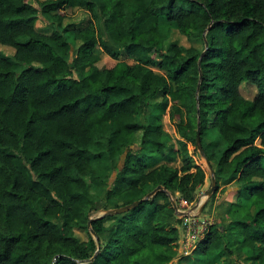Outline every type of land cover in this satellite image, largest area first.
Segmentation results:
<instances>
[{
    "label": "trees",
    "instance_id": "obj_1",
    "mask_svg": "<svg viewBox=\"0 0 264 264\" xmlns=\"http://www.w3.org/2000/svg\"><path fill=\"white\" fill-rule=\"evenodd\" d=\"M67 9L87 12L86 25L65 29ZM39 19L48 34L35 29ZM93 21L130 63L103 45ZM161 23L199 38L201 48L164 45ZM0 46L13 50L0 53V264L174 258L179 220L164 192L86 225L103 203L127 205L156 186L190 203L203 183L185 144L165 151L158 112L149 108L167 110L177 136L192 146L197 111L213 192L218 183L238 186L228 225L208 226L188 264L233 252L264 264V0H0ZM97 46L112 67H95ZM242 83L255 88L252 99L239 94ZM208 132L219 143L204 144ZM179 157L181 166H171ZM89 229L96 242L89 233L84 241L75 236Z\"/></svg>",
    "mask_w": 264,
    "mask_h": 264
},
{
    "label": "rangeland",
    "instance_id": "obj_2",
    "mask_svg": "<svg viewBox=\"0 0 264 264\" xmlns=\"http://www.w3.org/2000/svg\"><path fill=\"white\" fill-rule=\"evenodd\" d=\"M31 2L34 1H43V0H29ZM65 13V19L62 22V26L65 29H74V28H81L86 25L87 20L89 19V16L87 12L83 10L78 9H67L64 11ZM92 28L97 32V35L99 37V40L103 43V45L112 51L113 53H116L118 58V61L125 60L127 63H130V60L125 59L124 53L121 50H118L116 47V44L111 42L108 37L103 32L101 25L99 22L93 21ZM161 35L164 36V45L166 44H176L179 47L183 48H195L199 50L201 48L200 39H188L185 36L179 34L177 30L174 28L173 24L171 23H161ZM168 28V30H167ZM35 29L43 34H48L51 30V28L46 25L41 19L37 20L35 23ZM167 30V32H166ZM13 50L11 48H7L4 46H0V53H2L5 56H10L12 54ZM94 52L99 55V61L95 64V67L99 70L110 68L114 65L115 60L109 58L107 55H105L102 52V49L100 47H95ZM22 68V67H21ZM239 94L241 97L245 100H250L255 94V88L247 83H242L239 86ZM160 94L158 93L155 97H153L150 100V104L158 103L160 101ZM153 106V105H152ZM151 106V107H152ZM147 112L157 113V116L160 119L161 127H162V136L163 139H166L165 142V151L174 149L178 150L180 144L186 145L187 150V160L190 164L196 165L200 167L204 173V180L203 183L200 186H197L194 194H193V201L190 203H186L184 201L179 200V195L177 193H174L173 196L168 197V200H173V202L176 205L177 211L180 213H183L182 216L175 217L179 220V224H174L175 227L178 230V238L177 241L174 244V251L175 256L174 258L168 263V264H188L191 262V254L194 253L195 249H193L195 243H192L188 241V238L191 236V231L188 229H182L181 225L183 226V222H191L194 220H204L207 223V226L216 225L222 229V227H226L228 225L229 219L225 216L227 212V206L229 204H233L235 202L236 198V189L237 184L232 183L229 185H226L223 187L220 183H218V188L215 190V192H212L213 197L211 195L209 198L206 199L205 203L201 207L200 212L198 213L197 207L201 204L205 197V193L208 190L210 186V180H209V171L204 163L203 160L198 156L197 150L195 148V145L192 146L189 143H185L184 140H182L174 130V125L172 121L168 120L167 117V110L165 111H158L157 109L154 110V108H149ZM140 133H136L134 135V145L137 146L139 143V137ZM217 141L219 143V136L216 132H208L204 138V144ZM219 145H217L218 147ZM181 157L177 158L171 166L175 168H179L181 166ZM264 163V160H263ZM211 169H214V164H209ZM110 181L106 183L107 185L110 184ZM85 182L87 184H90L91 181L86 178ZM94 184V183H93ZM106 184L102 185V190H105ZM100 198L102 199L103 192L100 193ZM159 204L162 203V201H157ZM104 207L102 209H97L95 211H92L89 213V218H95L99 215H101L105 210H110L114 208H118L122 205V202H116L115 204H105L103 203ZM116 206V207H115ZM191 206H196L195 209L190 210ZM105 208V209H104ZM250 212H253V209L249 208ZM124 214V213H122ZM121 215V214H118ZM118 215H113V217ZM106 217V216H105ZM111 217V216H108ZM75 236L81 240L84 241L87 238V234L89 233L87 231H74ZM106 235H102L101 239L102 242L104 240ZM187 240V244H186ZM223 241L226 244V237L223 238ZM184 247L186 250L184 251ZM186 252V253H185ZM185 253V255H183ZM247 256V253H232L231 255L222 254L219 258L215 257V255H204L202 259H197L198 261L195 262L196 264H248V262L245 261V258ZM194 263V262H193Z\"/></svg>",
    "mask_w": 264,
    "mask_h": 264
},
{
    "label": "water",
    "instance_id": "obj_3",
    "mask_svg": "<svg viewBox=\"0 0 264 264\" xmlns=\"http://www.w3.org/2000/svg\"><path fill=\"white\" fill-rule=\"evenodd\" d=\"M207 31V29L202 33V41H203V51L201 52L200 55H202V53L206 50L207 48V43L205 41V32ZM199 80H200V73H198V82L196 84V91H197V88H198V84H199ZM194 145H195V148L197 150V153H198V156L201 158V160L204 161L208 171H209V180H210V186L208 188V190L206 191L205 193V197L203 199V201L201 202V204L199 205V207H197V211L198 213L200 212L201 210V207L203 206V204L205 203L206 199L209 198V196L211 195V193L214 191V188H215V179H214V174H213V170L211 169L208 161L206 160L205 158V155L203 154L202 152V149H201V145H200V140H199V124H198V117H197V111H196V129H195V141H194ZM164 192L166 194V196L169 197V194L161 187V186H156L154 189H152L150 192H148L147 194H145V196L139 200H136L130 204H127V205H123V206H120L118 208H114V209H110V210H105L101 215L95 217V218H88V221L86 223L87 227L89 228V222L93 219H96V218H100L102 216H113V215H118V214H122V213H125L133 208H135L137 205H139L140 203L142 202H145L147 201L148 199H150L156 192ZM170 201V206L173 210V213L175 215V217L177 216H182L183 213H180L177 211V208H176V205L175 203L173 202V200H169ZM196 206H191L190 207V210H193L195 209ZM90 236L92 237V239L96 242V238H95V235L94 233L89 229L88 230ZM98 251V246L96 247V250L95 252L93 253V255L91 256V258H89L88 260H86V263L87 262H91L95 256V254L97 253Z\"/></svg>",
    "mask_w": 264,
    "mask_h": 264
},
{
    "label": "built area",
    "instance_id": "obj_4",
    "mask_svg": "<svg viewBox=\"0 0 264 264\" xmlns=\"http://www.w3.org/2000/svg\"><path fill=\"white\" fill-rule=\"evenodd\" d=\"M182 229L191 231V236L188 238V241L195 243L193 249L196 248V245L204 238L208 226L204 220H194L191 222H183V226L181 225ZM187 244V240H186ZM186 248L184 247V251ZM186 253V252H185ZM185 253L183 255H185Z\"/></svg>",
    "mask_w": 264,
    "mask_h": 264
}]
</instances>
